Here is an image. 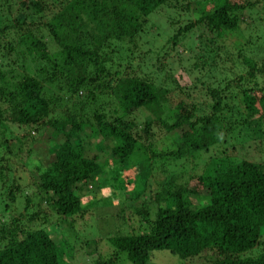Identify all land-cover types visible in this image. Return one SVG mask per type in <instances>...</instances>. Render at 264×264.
Instances as JSON below:
<instances>
[{
	"label": "trees",
	"instance_id": "obj_1",
	"mask_svg": "<svg viewBox=\"0 0 264 264\" xmlns=\"http://www.w3.org/2000/svg\"><path fill=\"white\" fill-rule=\"evenodd\" d=\"M261 2L0 0V131L12 134L14 142L0 137V186L7 214L0 217V264H68L61 243L43 225L60 226L51 221V213L60 221L82 214V190L89 184L90 192L95 191L98 182L126 196L122 208L129 213L121 216L122 224L134 220L143 231L108 237L114 252L90 264H116L118 254L131 264H147L157 251L168 252L173 264H264V161L256 159L264 147L253 150L256 160L227 150H236L234 144L227 146L233 136L240 147L248 140L264 145V89L253 80L264 78V64L257 66L255 55L242 56L243 72L213 87L207 84L208 75L218 68L217 58L229 57L228 50H222V58L211 48L208 56L198 53L188 69L205 72L194 82L205 88L202 95L208 102L199 109L195 99L180 97L168 106L171 113L165 105L173 89L166 77L162 82L158 78L165 66L158 61L159 52L163 56L173 50L180 35L203 28L224 43L225 32L235 33L245 10L248 22L260 28V36L250 38L256 45L248 50L264 53L259 39L264 37V10L254 11ZM192 4L193 20L178 25L161 46L148 48L145 57L143 53L135 60L148 14L160 6L188 14ZM237 37H244L243 32ZM148 53L154 61L145 63ZM150 66L155 75L145 71ZM169 82L183 96L189 93L172 77ZM102 97L113 106L95 102ZM140 110L151 118L137 124L133 118ZM44 126L54 135L47 161L31 158L33 134ZM154 127L162 133L158 138L168 136L165 150L154 149ZM85 128L94 142L108 143L105 155L121 173L117 183L108 174L98 178L103 171L98 154L80 138ZM22 150L32 164L26 168L27 185L20 182L25 168L16 170ZM211 150L215 153L205 161L194 163ZM23 188H30L29 193L17 200Z\"/></svg>",
	"mask_w": 264,
	"mask_h": 264
},
{
	"label": "rangeland",
	"instance_id": "obj_2",
	"mask_svg": "<svg viewBox=\"0 0 264 264\" xmlns=\"http://www.w3.org/2000/svg\"><path fill=\"white\" fill-rule=\"evenodd\" d=\"M257 6L254 7V11L259 12L264 10L263 0ZM195 4L191 6V12L188 14L181 13L170 9L166 6H160L155 11L151 12L147 15L146 25L143 29V36L142 39L139 38L138 40V48L136 49L139 54L135 58L142 57L144 53V57L146 56V51L148 48L154 49L161 46L164 43L165 38L173 32V30L180 24L188 22L189 20H193L195 18L194 11ZM260 12V16L261 13ZM14 13V12H12ZM250 20L248 13L246 10L243 12L242 20L240 21L237 30L234 32H225L224 34L227 36V39L224 43H220L219 41L216 42V38L209 35L208 33L204 32L203 28H195L180 35V40L178 44L173 48V50H168L166 55H163V52H159V62L161 64H165L163 72L161 75L158 76L159 80L162 82V79L166 77L164 81L168 83V87L173 89L171 92L170 100L165 105V111L167 112L168 106H174L175 99H180V97H185L186 101H191L195 99L197 102V106L199 109L202 107L203 101L208 102L207 98L203 96L205 88H201L198 85V82H194L195 76H206L205 72L196 73V71H189L188 67L192 61H195L199 55L198 53L203 52L202 54L208 56V49L211 48L214 52L219 54V57L222 58V50L227 49L229 57L227 59H219L217 58V69L209 73L210 76L207 79V84L213 87L220 86L224 81L231 79L234 75L238 73H242L243 69H241V57L249 58L248 56L255 55V64L260 66L264 64V53L260 52L258 54H252L250 49L251 47L255 46L256 44L253 41H250V38L253 39V35L260 36V28L257 27V22L249 23ZM243 32L244 37H237ZM257 32V33H256ZM166 38V39H167ZM264 40L263 38H259ZM222 44V45H221ZM249 44V46H248ZM168 45V44H167ZM251 46V47H250ZM185 48V49H184ZM184 51L182 52V50ZM255 51L254 48H252ZM257 51V50H256ZM162 56V58H161ZM134 60V63L136 61ZM146 60V59H145ZM189 60V61H187ZM153 62L154 57L148 53L146 62ZM222 67V68H221ZM146 68V67H145ZM150 69H143V71H148L149 74H154V67H148ZM168 68H170L168 70ZM186 68V70H184ZM166 71L169 72V76L166 75ZM195 72V73H193ZM208 73V72H207ZM206 73V74H207ZM173 78L175 82L181 86V88H186L185 91L187 96L178 92V90L173 87L174 85L169 82V78ZM157 78V79H158ZM253 80H256L257 85L264 89V78L260 75L255 77ZM193 82L195 83L196 87L191 88ZM199 95L202 97L199 98ZM97 98L96 103L100 104L102 107L108 105L110 107L113 106L110 98L101 99ZM231 104V102H229ZM241 108V104H238ZM91 106L89 105L85 111L89 113ZM171 113V111H168ZM151 115L140 110L134 114L133 120L136 123H141L142 120L150 119ZM165 118L169 119V117L165 116ZM41 127L38 132H34L33 136H35L36 143H34V149H32V156L31 158H41L46 160L48 158L47 150L52 146L54 142V135L48 134L51 132L48 128ZM156 142L154 145L155 151H162L168 148L169 146V139L168 136L158 138V136H162L161 131L157 130L154 127ZM8 132V131H7ZM6 130L2 129L0 131V137L5 136L8 142L14 144L10 136L12 134H7ZM53 133V132H51ZM15 134H19L15 131ZM34 140V137H32ZM80 138L84 139L87 145H91L95 152L98 154V161L102 165L103 171H107L106 173L102 171L99 173L98 178H105L108 174L111 179H113V183H117L119 180L117 178L121 176V173L118 175L119 170L117 166L113 165L112 158L105 155V150L107 149V142L105 140L100 142H94L91 140V135H89L88 128H85L83 132L80 134ZM235 137L233 136L227 143V146L230 144H234V149L228 148V152H233L234 156H240L247 159H252V155L254 154L253 150H258L261 146L264 147L263 144L255 143L254 140H248L247 143H250V147L247 146V143L240 144L238 141H235ZM29 145L28 142L24 143V147ZM32 146V145H31ZM94 151L92 153H95ZM1 153V150H0ZM214 150H211L208 153L200 156V159L194 160V163L200 164L201 162L205 161L209 154H214ZM30 154V155H31ZM86 154H90L87 153ZM29 157V156H27ZM18 165L16 166V170H21L20 168H25L26 175H22V180L20 181L22 184L27 185L29 182V173H27V169H32V164L30 162V158H26L25 150H22L21 153L18 154ZM38 158V160H39ZM261 158V159H260ZM259 161H264V153L262 157L256 158ZM252 159V160H256ZM257 160V161H258ZM26 161V167H21V163ZM47 161V160H46ZM192 162V161H191ZM13 168V167H12ZM27 168V169H26ZM11 173V172H10ZM31 179V178H30ZM101 180V179H100ZM150 184L152 181L150 180ZM100 185V186H98ZM97 189L95 191L92 190L91 185L87 184L85 188L82 190V197H81V209L82 214L74 213L72 218H66L60 221V216L56 215L55 213L49 216L51 221L60 222V226L55 224L51 225H43V228L51 233L53 239L57 243H61L60 249L63 250V257L65 258L68 264H90L92 260H96L97 258L105 259L110 256L112 252H114L112 246L108 242V237L116 234L117 232H123L132 230L133 232L143 231L142 225L139 226L134 220H128V222H124L122 224L121 216L123 215L126 217V213L128 209L123 211V201L126 197L123 194H119V190L114 189L113 192L112 188L109 187L105 183L98 182ZM30 188H23L19 194H17L16 199L20 200L24 194H28ZM116 193V194H115ZM3 188L0 186V217H6L7 214L4 212V203H3ZM101 199V200H100ZM59 217V218H58ZM68 220V221H67ZM67 221V222H66ZM130 221V222H129ZM65 244V245H64ZM174 258L169 255L166 251H157L154 252V256L152 260H150L147 264H173ZM116 264H131L126 259L124 254H118L116 257ZM189 264H205L202 260L198 262L192 261Z\"/></svg>",
	"mask_w": 264,
	"mask_h": 264
}]
</instances>
